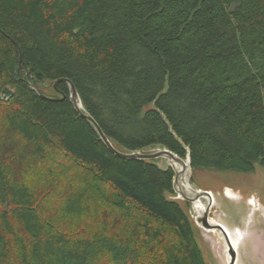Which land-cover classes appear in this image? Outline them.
<instances>
[{
    "label": "trees",
    "instance_id": "16d2710c",
    "mask_svg": "<svg viewBox=\"0 0 264 264\" xmlns=\"http://www.w3.org/2000/svg\"><path fill=\"white\" fill-rule=\"evenodd\" d=\"M58 78L118 148L264 171V0H0V264H206L172 169L29 85Z\"/></svg>",
    "mask_w": 264,
    "mask_h": 264
},
{
    "label": "water",
    "instance_id": "95a60500",
    "mask_svg": "<svg viewBox=\"0 0 264 264\" xmlns=\"http://www.w3.org/2000/svg\"><path fill=\"white\" fill-rule=\"evenodd\" d=\"M24 79H26V74H24ZM58 81H65L67 83L70 103L72 104L78 115L85 118L92 125L101 141L111 152L122 158L149 161L155 164L160 169H167L169 167L172 169V189L177 196L175 198H180L185 202L189 203L192 209V213L189 218L192 222V226L195 232V238L199 246L200 241L199 238H197V236L199 237V235L197 234L198 229L202 232L204 231L205 233H211L215 231L218 232V238L222 241L223 253L225 256L224 259H222L224 260L223 264H238V260L240 259L238 255L239 252L241 255L240 262L242 264H253L252 262L255 259L259 258L260 254L257 252L258 249L256 248L255 244H258L263 241V239L261 238L262 236H260V234L258 233L260 223L264 224V220L260 219L261 217H264L263 214L260 218H257L255 222L248 224L245 228L246 231L239 225L234 226L232 223H226L227 216L220 215V217H218L217 219H213L210 214L213 208H217L215 206L216 204H218V202H216V195L212 190L201 189L199 187H196L192 183V167L190 165L188 151L185 157H181L170 149L166 148L162 144H152L145 148L136 150H126L123 148L116 147L111 142V140L103 133L102 129L94 120V118L86 111L72 82L69 81L67 78H58L56 80L51 81L50 84L52 88L57 92L58 90L56 88V83ZM29 85L40 96L44 98H64L63 94L58 97H49L38 89H36V87L31 83H29ZM150 148L152 149L150 150ZM161 159H164L165 163H161ZM227 189L231 191V189L225 187V190L221 192L222 195L224 197H227L228 199L229 196L235 197L232 194V191L231 193H228ZM247 204L249 205V207H254V203L252 201H248ZM229 219H233V216ZM254 228L256 229V231H253ZM246 239H249L248 243L245 242ZM239 245L241 246L240 249ZM252 245L254 246L253 250L250 248ZM220 260L221 256L218 255L217 262L219 264H221V262H219ZM205 262L206 264H208L206 259Z\"/></svg>",
    "mask_w": 264,
    "mask_h": 264
},
{
    "label": "rangeland",
    "instance_id": "374dc122",
    "mask_svg": "<svg viewBox=\"0 0 264 264\" xmlns=\"http://www.w3.org/2000/svg\"><path fill=\"white\" fill-rule=\"evenodd\" d=\"M42 93L49 97H55L56 91L52 88L50 83H46L45 86H41ZM152 148H150L151 150ZM161 163L164 159L160 160ZM19 176L25 178L26 180L30 178H35L33 173L20 170ZM192 183L201 189H210L216 195L217 208L211 210L210 216L213 219H217L220 215L227 216L226 223L233 224L234 226H241L244 230L248 224L256 221L263 214L264 216V171L262 167L258 164H254V169L250 172H240L235 170H225V169H194L191 174ZM225 187L231 189L232 194L235 197H224L222 191ZM228 190V189H227ZM172 198L177 197L176 193L171 196ZM178 200L183 210L190 217L192 209L189 203L185 202L180 198H175ZM229 200V201H228ZM248 201L254 203V207L247 204ZM250 209V210H249ZM233 219H229L232 218ZM264 220V217L260 218ZM246 231V230H245ZM253 231H256L254 228ZM262 242L256 243L255 246L258 249L257 252L260 254L259 258L255 259L252 263L264 264V224L260 223L259 232ZM197 238H199V244L202 248L204 258L208 264H219L217 262L218 255L221 256V264H223L224 253L222 247V241L218 238V232L205 233L201 230H197ZM246 243L249 239L245 240ZM202 244V245H201ZM167 245V244H166ZM165 245V246H166ZM239 245V249H240ZM204 248V250H203ZM252 250L254 246L250 247ZM238 249V250H239ZM209 252V253H208ZM239 260L238 264H242L240 252L238 253ZM157 256V254H156Z\"/></svg>",
    "mask_w": 264,
    "mask_h": 264
},
{
    "label": "bare ground",
    "instance_id": "6f19581e",
    "mask_svg": "<svg viewBox=\"0 0 264 264\" xmlns=\"http://www.w3.org/2000/svg\"><path fill=\"white\" fill-rule=\"evenodd\" d=\"M227 192H228V193H231V191H230V190H227Z\"/></svg>",
    "mask_w": 264,
    "mask_h": 264
}]
</instances>
